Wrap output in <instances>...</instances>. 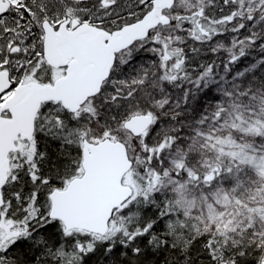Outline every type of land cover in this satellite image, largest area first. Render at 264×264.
Returning <instances> with one entry per match:
<instances>
[{
	"label": "snow or ice",
	"instance_id": "snow-or-ice-1",
	"mask_svg": "<svg viewBox=\"0 0 264 264\" xmlns=\"http://www.w3.org/2000/svg\"><path fill=\"white\" fill-rule=\"evenodd\" d=\"M0 264H264V0H0Z\"/></svg>",
	"mask_w": 264,
	"mask_h": 264
}]
</instances>
